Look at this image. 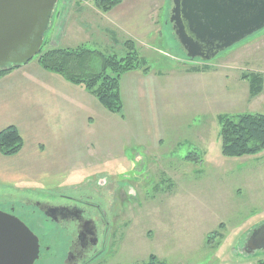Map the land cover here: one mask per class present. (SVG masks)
Masks as SVG:
<instances>
[{
  "label": "rangeland",
  "instance_id": "374dc122",
  "mask_svg": "<svg viewBox=\"0 0 264 264\" xmlns=\"http://www.w3.org/2000/svg\"><path fill=\"white\" fill-rule=\"evenodd\" d=\"M69 1H57L44 50L52 47L51 37L60 31L59 13ZM135 3L138 34L107 26L106 38L116 43L107 50L123 54L124 41L138 36L139 43L133 40L151 68L140 71L161 73L158 92L142 104L136 98L123 123L113 112L95 115L91 143L72 153L68 168L56 161L37 171L23 170L19 182L0 183V210L24 213L27 223L40 234L42 227L47 240L60 247L65 232L58 231L35 203L91 195L114 222L105 237L110 249L95 264L141 263L152 254L169 264H256L264 260V250L248 254L243 247L248 234L264 223V149L240 157L223 155L218 118L264 112V82L263 91L252 97L250 82L243 78L249 73L264 78V29L211 61L189 59L170 22L173 1ZM74 39L82 41L76 46L99 47L89 39ZM69 42L60 46L72 45ZM202 65L208 69L190 70ZM198 154L201 160L188 158ZM105 175L123 182L121 206L107 195L108 186L96 184Z\"/></svg>",
  "mask_w": 264,
  "mask_h": 264
},
{
  "label": "crops",
  "instance_id": "0c3cea01",
  "mask_svg": "<svg viewBox=\"0 0 264 264\" xmlns=\"http://www.w3.org/2000/svg\"><path fill=\"white\" fill-rule=\"evenodd\" d=\"M64 4L58 19L60 31L51 37L52 47H61L62 42L67 44L72 40V45L67 47L74 48L82 42L74 38L81 37L108 51L107 48L112 49V44H116L106 38L105 30L111 24L129 35L138 34L135 0H122L107 13L100 11L93 0ZM132 38L139 43L138 36ZM192 73L203 72L189 74ZM157 75L161 73L153 75L140 70L123 75L120 83L123 116L113 113L122 118V123L127 120L136 98L142 104L158 92ZM101 112L107 113L106 116L112 113L82 85L72 84L46 70L38 60H30L1 76L0 130L9 125L17 126L24 138V147L10 156L0 151V183L19 182V173L23 170L37 171L56 161L68 168L73 162L72 153L88 148L91 143L89 134L95 128V115ZM144 113L146 117L148 112ZM87 180L90 181V177Z\"/></svg>",
  "mask_w": 264,
  "mask_h": 264
},
{
  "label": "water",
  "instance_id": "95a60500",
  "mask_svg": "<svg viewBox=\"0 0 264 264\" xmlns=\"http://www.w3.org/2000/svg\"><path fill=\"white\" fill-rule=\"evenodd\" d=\"M58 0H0V69L23 66L40 54ZM173 30L190 59L211 61L264 29V0H172ZM243 251L264 250V223ZM39 237L14 214L0 210V264H34Z\"/></svg>",
  "mask_w": 264,
  "mask_h": 264
},
{
  "label": "trees",
  "instance_id": "16d2710c",
  "mask_svg": "<svg viewBox=\"0 0 264 264\" xmlns=\"http://www.w3.org/2000/svg\"><path fill=\"white\" fill-rule=\"evenodd\" d=\"M122 0H93L102 11L118 6ZM40 54L36 56L39 64L46 70L54 72L72 84L82 85L109 112L123 116L124 105L121 95V78L133 70L149 72L148 60L140 54L136 42L127 39L122 44L125 52L105 51L100 47L91 48L86 44L71 47H51L44 50L49 41L44 37ZM18 66L0 69V77L16 69ZM207 66H191L192 71H202ZM250 82L251 96H257L263 91L264 78L260 74L243 75ZM221 125L222 153L225 156L240 157L261 152L264 149V112L238 113V115H219ZM24 138L15 125H9L0 130V151L6 156L18 154L24 147ZM191 160H201L199 154L188 157ZM170 181V180H169ZM173 183L170 182L169 185ZM222 226V224H220ZM219 235L214 231V236ZM210 243V242H209ZM133 264H169L152 254L146 261ZM256 264H264V260Z\"/></svg>",
  "mask_w": 264,
  "mask_h": 264
},
{
  "label": "flooded vegetation",
  "instance_id": "af4514ba",
  "mask_svg": "<svg viewBox=\"0 0 264 264\" xmlns=\"http://www.w3.org/2000/svg\"><path fill=\"white\" fill-rule=\"evenodd\" d=\"M109 179L105 175L96 184L101 187L108 186L110 190L107 195L112 196L117 201V205L121 206L124 204L122 199L125 192L124 184L120 180L113 182L115 179ZM90 184H93L92 181ZM91 198V195L86 194L80 197L69 195L63 196L62 200L35 203L36 208L46 216V219L58 225L56 226L58 231L65 232L66 241L63 245L61 242L60 247H58L59 243L47 240V233L42 231V227L39 229L42 232L40 234L37 228L35 230L30 223H27L24 213L21 215L12 210L11 214L19 216L39 237L40 251L34 264H95L103 258V251L110 249L107 248L109 239H106L107 230L114 226V222L109 220L108 211L101 209L100 203L91 201ZM36 212L31 211L33 214ZM113 235L111 233V236ZM112 243L113 240L111 241L110 238V247Z\"/></svg>",
  "mask_w": 264,
  "mask_h": 264
}]
</instances>
